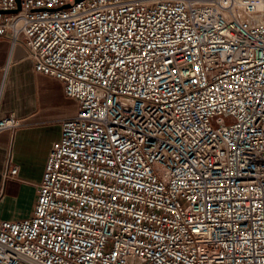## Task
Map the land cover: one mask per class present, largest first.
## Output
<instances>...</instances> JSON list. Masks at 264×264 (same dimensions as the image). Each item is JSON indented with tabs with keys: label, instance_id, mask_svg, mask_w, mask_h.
Masks as SVG:
<instances>
[{
	"label": "built area",
	"instance_id": "2783aa9c",
	"mask_svg": "<svg viewBox=\"0 0 264 264\" xmlns=\"http://www.w3.org/2000/svg\"><path fill=\"white\" fill-rule=\"evenodd\" d=\"M1 39L76 111L0 264H264V0H0Z\"/></svg>",
	"mask_w": 264,
	"mask_h": 264
},
{
	"label": "crops",
	"instance_id": "0c3cea01",
	"mask_svg": "<svg viewBox=\"0 0 264 264\" xmlns=\"http://www.w3.org/2000/svg\"><path fill=\"white\" fill-rule=\"evenodd\" d=\"M18 49L20 54L16 59H12L13 54L10 58L8 54L7 59L4 53L9 51V41L0 40V53L3 54L0 56V117L14 114L21 120V127L0 134V220L3 221H18L31 216L48 153L60 137V121L37 109L24 112L20 107L12 106L13 77L23 74V64L31 63L24 49L20 46ZM5 66L8 68L4 72ZM66 100L74 103L71 117L76 111V104L73 100ZM8 159L11 166L17 168V174L12 179L3 178Z\"/></svg>",
	"mask_w": 264,
	"mask_h": 264
},
{
	"label": "rangeland",
	"instance_id": "374dc122",
	"mask_svg": "<svg viewBox=\"0 0 264 264\" xmlns=\"http://www.w3.org/2000/svg\"><path fill=\"white\" fill-rule=\"evenodd\" d=\"M16 48L13 51V60L20 54L18 47ZM4 54L8 59L9 51ZM1 55L3 54L0 53ZM22 71L23 74L13 77L12 80V106L20 107L24 112L37 109L36 111L45 112L60 122L70 116L74 103L65 99L59 82L35 74L29 62L22 65Z\"/></svg>",
	"mask_w": 264,
	"mask_h": 264
},
{
	"label": "bare ground",
	"instance_id": "6f19581e",
	"mask_svg": "<svg viewBox=\"0 0 264 264\" xmlns=\"http://www.w3.org/2000/svg\"><path fill=\"white\" fill-rule=\"evenodd\" d=\"M11 48H10V44H9V58L11 57V55H10V52H11V50H10ZM8 63V62H7ZM7 65V64H6ZM6 67V66H5ZM7 68L8 67H6L5 69H4V72L7 70Z\"/></svg>",
	"mask_w": 264,
	"mask_h": 264
},
{
	"label": "water",
	"instance_id": "95a60500",
	"mask_svg": "<svg viewBox=\"0 0 264 264\" xmlns=\"http://www.w3.org/2000/svg\"><path fill=\"white\" fill-rule=\"evenodd\" d=\"M16 11H13V13H15ZM10 13H12V12H7V13H3V14H10Z\"/></svg>",
	"mask_w": 264,
	"mask_h": 264
}]
</instances>
